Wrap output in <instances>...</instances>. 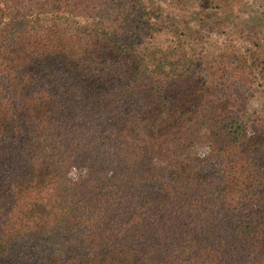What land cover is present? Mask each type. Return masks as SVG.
I'll return each instance as SVG.
<instances>
[{
  "label": "trees",
  "instance_id": "obj_1",
  "mask_svg": "<svg viewBox=\"0 0 264 264\" xmlns=\"http://www.w3.org/2000/svg\"><path fill=\"white\" fill-rule=\"evenodd\" d=\"M236 1L0 0V264H264Z\"/></svg>",
  "mask_w": 264,
  "mask_h": 264
},
{
  "label": "rangeland",
  "instance_id": "obj_2",
  "mask_svg": "<svg viewBox=\"0 0 264 264\" xmlns=\"http://www.w3.org/2000/svg\"><path fill=\"white\" fill-rule=\"evenodd\" d=\"M234 10L236 15L229 16L232 26L222 25L216 31L215 39L234 43L242 53H246L247 49L253 51L255 42L264 47V0H237ZM168 38L160 36L162 43L167 42ZM259 105L257 102L254 107ZM199 150L205 151V145H200ZM76 173L71 169L68 174L74 176Z\"/></svg>",
  "mask_w": 264,
  "mask_h": 264
}]
</instances>
